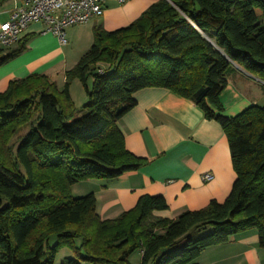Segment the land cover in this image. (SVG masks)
<instances>
[{
    "label": "trees",
    "instance_id": "16d2710c",
    "mask_svg": "<svg viewBox=\"0 0 264 264\" xmlns=\"http://www.w3.org/2000/svg\"><path fill=\"white\" fill-rule=\"evenodd\" d=\"M26 43L0 47V67ZM235 67L264 81V0H155L125 28L94 27L61 89L40 74L10 81L0 93V264H54L63 248L74 258L60 264H130L134 251L139 264H197L203 250L249 230L264 249V105L223 114L219 96ZM75 80L87 97L80 109L69 94ZM153 87L221 126L236 179L222 203L174 219L155 216L167 209L163 197L143 195L102 220L94 194L73 198L71 187L148 163L125 149L117 122L136 92Z\"/></svg>",
    "mask_w": 264,
    "mask_h": 264
},
{
    "label": "crops",
    "instance_id": "0c3cea01",
    "mask_svg": "<svg viewBox=\"0 0 264 264\" xmlns=\"http://www.w3.org/2000/svg\"><path fill=\"white\" fill-rule=\"evenodd\" d=\"M154 1L127 0L119 4L117 0H107L101 17L65 29L64 44L55 35L43 33L41 22L29 24L20 36V40H27L25 50L0 67V93L7 89L10 81L32 74L47 76L61 89L65 71L72 68L92 44L94 27L106 32L125 28ZM27 7V0H3L0 24L16 9ZM77 44L82 50L75 53L73 46ZM235 68L219 96L227 117L256 105L258 87L264 86V81ZM69 94L77 107L71 88ZM133 98L135 106L118 120L117 127L125 149L148 163L112 180L85 181L87 184L93 182L84 193L94 194L100 219L118 217L133 208L143 195L163 197L167 209L154 214L166 219L202 209L210 201L222 203L236 175L221 126L206 119L193 102L164 88H144ZM86 102L84 93L78 104L83 106ZM204 174L211 175L212 179L203 181ZM197 264H264V249L258 246L256 231L249 230L231 236L226 244L203 250Z\"/></svg>",
    "mask_w": 264,
    "mask_h": 264
},
{
    "label": "built area",
    "instance_id": "2783aa9c",
    "mask_svg": "<svg viewBox=\"0 0 264 264\" xmlns=\"http://www.w3.org/2000/svg\"><path fill=\"white\" fill-rule=\"evenodd\" d=\"M107 0H27L28 7L13 11L9 19L0 24V47L11 48L16 45L21 34L29 24L41 22L43 33L55 35L65 43V29L71 26L85 25L103 15ZM127 0H117L124 4ZM102 73V70H98ZM211 175L204 174L207 182Z\"/></svg>",
    "mask_w": 264,
    "mask_h": 264
},
{
    "label": "rangeland",
    "instance_id": "374dc122",
    "mask_svg": "<svg viewBox=\"0 0 264 264\" xmlns=\"http://www.w3.org/2000/svg\"><path fill=\"white\" fill-rule=\"evenodd\" d=\"M73 47H74L75 53H76V50L78 52H81V50H82L81 49L82 47L80 46V44H77L76 46H73ZM101 67H105V66L102 65ZM90 80L92 81L91 78H89L87 81L88 86H90V84H91ZM70 88L73 92V98L76 100V105L78 107L80 105V103L78 104V101L80 99V95H83L85 93L84 88L82 87V85L80 84L79 81L78 82L75 81L74 83H72L70 85ZM257 91H258V94H256V96H257L256 105L257 106H263L264 105V88L259 86ZM81 107L82 106H79L78 109H80ZM92 183L93 182H90V184H87L85 181L75 183L71 187V196L73 198H78V197H82V196L86 195L84 192H85V190H87V189L89 190V188H91ZM54 242H55V237L50 239L49 245L52 246L54 244ZM76 245H78V242H76ZM64 258H74V256L68 249L63 248L57 252V254L54 258V264H60L64 260ZM77 260L79 261L80 264H92L90 262L83 261L79 258H77ZM128 261L130 264H139L140 263V252L134 251L130 255ZM195 263H197V260L195 261Z\"/></svg>",
    "mask_w": 264,
    "mask_h": 264
}]
</instances>
